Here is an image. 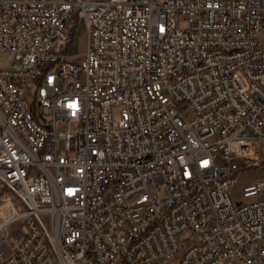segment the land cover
Wrapping results in <instances>:
<instances>
[{"label":"built area","instance_id":"obj_1","mask_svg":"<svg viewBox=\"0 0 264 264\" xmlns=\"http://www.w3.org/2000/svg\"><path fill=\"white\" fill-rule=\"evenodd\" d=\"M0 52V264H264V179L230 194L264 167V0H0Z\"/></svg>","mask_w":264,"mask_h":264},{"label":"rangeland","instance_id":"obj_2","mask_svg":"<svg viewBox=\"0 0 264 264\" xmlns=\"http://www.w3.org/2000/svg\"><path fill=\"white\" fill-rule=\"evenodd\" d=\"M164 2V0H161ZM87 42H88V34L85 29L84 23L80 22L77 28V31L75 32V37L73 39L72 44H70L69 49L67 50L69 54L75 55L77 53H85L87 51ZM14 55L11 52H0V69H8L11 67L13 62ZM120 111L121 108H115L114 110V120L115 123H117L120 120ZM183 116L187 120H191L194 117V113L190 111H184ZM71 127L65 126L62 131H70ZM61 151H65V144L64 141H61L60 143ZM233 164L235 166H241L243 164L242 160H234ZM236 183L235 185L230 189V194L232 197L240 202L243 200L244 196V190L247 186H250L252 184H255L258 179H264V167L263 168H256V167H250L246 170H243L239 172L236 175ZM159 190L155 189L154 192H158ZM166 194L164 192H161V197H165ZM13 229L11 228V231Z\"/></svg>","mask_w":264,"mask_h":264}]
</instances>
